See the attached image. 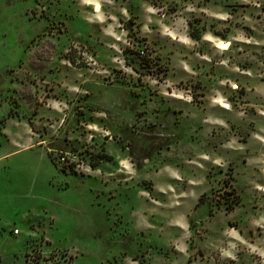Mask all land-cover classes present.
Masks as SVG:
<instances>
[{"label": "rangeland", "instance_id": "1", "mask_svg": "<svg viewBox=\"0 0 264 264\" xmlns=\"http://www.w3.org/2000/svg\"><path fill=\"white\" fill-rule=\"evenodd\" d=\"M0 264H264V0H0Z\"/></svg>", "mask_w": 264, "mask_h": 264}, {"label": "crops", "instance_id": "2", "mask_svg": "<svg viewBox=\"0 0 264 264\" xmlns=\"http://www.w3.org/2000/svg\"><path fill=\"white\" fill-rule=\"evenodd\" d=\"M95 9H96V11H97V9H98V11L100 10V7L98 6V5H96L95 6ZM56 115H58V116H60L59 115V113H56ZM57 125H60V124H63V121L61 122V120H60V118L59 119H57ZM94 126H97L96 124H93ZM54 126V125H53ZM32 137H34V138H39V140L40 141H38V144H41V148L42 149H45L46 150V148H48L47 146H48V144H47V142L48 143H52V141H51V139L50 140H48L49 138V136H47L46 135V131H45V134L44 135H42V134H37V132L35 131V130H33L32 131ZM51 136V135H50ZM49 152H51L50 150H49ZM49 152H48V155L50 156V154H49ZM111 157V156H110ZM50 158H51V156H50ZM112 158V157H111ZM112 161H113V158H112ZM114 162V164H115V161H113ZM126 161H121L120 162V164H124ZM98 166V165H97ZM96 166V167H97Z\"/></svg>", "mask_w": 264, "mask_h": 264}, {"label": "built area", "instance_id": "3", "mask_svg": "<svg viewBox=\"0 0 264 264\" xmlns=\"http://www.w3.org/2000/svg\"><path fill=\"white\" fill-rule=\"evenodd\" d=\"M78 160V155H73V154H70V153H63L60 157H59V164L62 165V166H68L69 165V162L71 160ZM73 160V161H74ZM15 234H18V231H14Z\"/></svg>", "mask_w": 264, "mask_h": 264}, {"label": "trees", "instance_id": "4", "mask_svg": "<svg viewBox=\"0 0 264 264\" xmlns=\"http://www.w3.org/2000/svg\"><path fill=\"white\" fill-rule=\"evenodd\" d=\"M51 159H52V161L54 162V164L57 166V168H59V163L51 156ZM103 159L105 160V161H111L112 160V158L110 157V156H108V155H103ZM70 165V164H69ZM67 166V165H66ZM66 166H62V171L63 172H67V170H70V171H74V169H73V167H66Z\"/></svg>", "mask_w": 264, "mask_h": 264}, {"label": "bare ground", "instance_id": "5", "mask_svg": "<svg viewBox=\"0 0 264 264\" xmlns=\"http://www.w3.org/2000/svg\"><path fill=\"white\" fill-rule=\"evenodd\" d=\"M98 11V9H97ZM229 44L228 43H224V42H219L217 43V48L221 51H227L229 49ZM222 108H228V106H226L225 104L221 105Z\"/></svg>", "mask_w": 264, "mask_h": 264}]
</instances>
